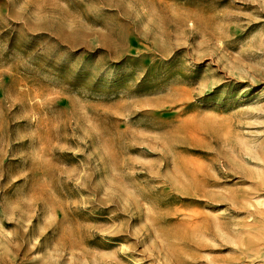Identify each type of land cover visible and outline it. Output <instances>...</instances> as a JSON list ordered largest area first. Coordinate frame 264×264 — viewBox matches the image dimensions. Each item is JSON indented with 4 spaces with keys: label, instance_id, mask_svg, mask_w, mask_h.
Instances as JSON below:
<instances>
[{
    "label": "rangeland",
    "instance_id": "374dc122",
    "mask_svg": "<svg viewBox=\"0 0 264 264\" xmlns=\"http://www.w3.org/2000/svg\"><path fill=\"white\" fill-rule=\"evenodd\" d=\"M0 264H264V0H0Z\"/></svg>",
    "mask_w": 264,
    "mask_h": 264
}]
</instances>
